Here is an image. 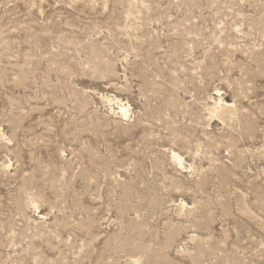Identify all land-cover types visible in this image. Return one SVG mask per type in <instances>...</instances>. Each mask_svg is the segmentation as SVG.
I'll list each match as a JSON object with an SVG mask.
<instances>
[{
	"label": "rangeland",
	"instance_id": "obj_1",
	"mask_svg": "<svg viewBox=\"0 0 264 264\" xmlns=\"http://www.w3.org/2000/svg\"><path fill=\"white\" fill-rule=\"evenodd\" d=\"M0 264H264V0H0Z\"/></svg>",
	"mask_w": 264,
	"mask_h": 264
},
{
	"label": "bare ground",
	"instance_id": "obj_2",
	"mask_svg": "<svg viewBox=\"0 0 264 264\" xmlns=\"http://www.w3.org/2000/svg\"><path fill=\"white\" fill-rule=\"evenodd\" d=\"M121 108H122V107H121ZM121 112L123 113V115L125 114V111L123 110V108L121 109ZM122 113H121V114H122Z\"/></svg>",
	"mask_w": 264,
	"mask_h": 264
}]
</instances>
